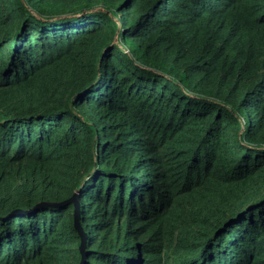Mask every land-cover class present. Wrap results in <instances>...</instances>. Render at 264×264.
I'll return each instance as SVG.
<instances>
[{
	"label": "trees",
	"instance_id": "obj_1",
	"mask_svg": "<svg viewBox=\"0 0 264 264\" xmlns=\"http://www.w3.org/2000/svg\"><path fill=\"white\" fill-rule=\"evenodd\" d=\"M0 264H264V0H0Z\"/></svg>",
	"mask_w": 264,
	"mask_h": 264
},
{
	"label": "water",
	"instance_id": "obj_2",
	"mask_svg": "<svg viewBox=\"0 0 264 264\" xmlns=\"http://www.w3.org/2000/svg\"><path fill=\"white\" fill-rule=\"evenodd\" d=\"M72 203L74 205V211H73V216H74V228L77 231L78 235L80 236V244H79V249L82 253V260H83V250L85 246V238H86V233L82 230V227L79 222V204H78V199L75 194H73L68 200L64 201V203ZM48 204V203H46ZM49 205H56V204H49ZM17 212V211H13Z\"/></svg>",
	"mask_w": 264,
	"mask_h": 264
}]
</instances>
